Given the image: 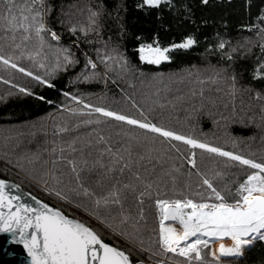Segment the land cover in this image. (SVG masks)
Wrapping results in <instances>:
<instances>
[{"label":"snow or ice","instance_id":"obj_1","mask_svg":"<svg viewBox=\"0 0 264 264\" xmlns=\"http://www.w3.org/2000/svg\"><path fill=\"white\" fill-rule=\"evenodd\" d=\"M208 3L209 0H200L203 6ZM165 7L169 12L181 13L184 19L195 24L192 6L178 5L177 0H137L135 5L144 16H154L157 20L163 19L162 9ZM52 11L48 0H0V33L3 34L0 65L49 88L54 87L51 78L60 70L67 71L80 64L71 47L63 46L61 35L49 26ZM121 11H127L122 4L112 11L104 5H89L86 21L74 19L68 13L62 14L58 20L61 27L76 37L73 46L81 37L86 43L93 44L88 37L101 35V20L105 16L118 22L123 37L125 29ZM81 15H84L83 10ZM257 19L259 24L247 27L249 31L256 28L259 47L264 51V9ZM135 39L138 41L135 51L139 61L149 65L169 61L172 50H189L198 43L191 33L179 43L167 46H161L158 33L150 40L142 35H136ZM246 39L252 42L250 38ZM229 46V41L219 38L207 51L218 52L222 58L231 61L235 49L229 50ZM94 52L95 58L83 54V68L76 81L117 84V78L132 71L120 45H112L111 38L103 41L101 47H94ZM22 60L44 70L43 74L25 68L19 63ZM186 71L193 75L190 70ZM207 71L211 74L200 79L199 70H196L197 83L216 84V91H226L233 101L232 115L219 114L220 119L241 125L255 124L257 110L251 104L248 105L251 114L235 118L237 94L247 93L249 100L259 105L260 123L257 126L264 128V92L238 86L236 74L229 73L227 68L210 65ZM251 75L253 80L264 81V60L257 61ZM3 82L10 83L6 79ZM221 83L224 88L219 87ZM11 88L18 89L21 94H34L28 87L17 84H11ZM7 94L13 93L9 90ZM62 95L65 98L60 105L62 111L87 117L80 123L97 126L95 139L89 136L86 142H82L90 149L87 156L73 140L67 144L69 155L64 154L65 147L59 149V155L55 146L51 149L50 169L42 174L28 171L29 179L42 185L41 190L61 206L50 205L30 193L33 203H28L23 195L9 191L15 189L19 193L18 184L0 179V234L7 237L0 244V252L4 255H12L7 251L9 246L20 245L26 253V264H226L242 259L256 243L264 244V157L257 160L254 154L246 155L243 150H237L242 138L225 133L223 144L213 143L201 138L206 136L204 133L197 136L155 122L150 113L138 107L135 101L132 106L137 108L138 116L111 109L102 103L94 104L83 93L66 91ZM191 95L201 97V109H204L203 87L198 93L193 90ZM38 98L44 99L43 96ZM208 103L214 107L216 102L209 99ZM241 105L244 112L243 100ZM207 114L213 124H219L210 110ZM113 123L131 126V129L139 130V134L125 132L130 135L129 141L116 147L112 137L105 136L103 128L99 127ZM56 130L67 132L68 127H56ZM133 141L136 147L145 149L150 161L167 157L173 162L171 168L162 170L159 176L155 175V167L149 172L140 163L146 157L133 156ZM229 143L231 150L226 147ZM91 149H95V155ZM196 150H200L199 163ZM21 158L29 164L38 159L25 154L13 162L9 152L5 151V171L8 166L26 170L20 163ZM176 160H180L179 165ZM207 162L214 167H208ZM63 204H74L95 219L101 228L65 214ZM105 232L123 241V245L106 242ZM225 240L231 243L226 244Z\"/></svg>","mask_w":264,"mask_h":264},{"label":"trees","instance_id":"obj_2","mask_svg":"<svg viewBox=\"0 0 264 264\" xmlns=\"http://www.w3.org/2000/svg\"><path fill=\"white\" fill-rule=\"evenodd\" d=\"M137 0H48L53 11L48 18L51 28L61 35V44L71 47L72 52L80 60V64L68 68L67 71L60 70L51 78L54 87L39 86L30 77L14 70L6 69L0 65V177L10 179L28 191L53 206H61L52 196L42 191V185L35 180H30L28 171L35 170L37 174H42L52 167L51 160L53 154L51 149L65 147V155H69L67 144L75 140L78 149L83 148L85 156L90 151L85 146L91 136L95 139L96 125H85L80 123L79 115H69L62 111L60 105L65 102L63 92L74 94L83 93L85 98L94 104H103L111 109L126 112L130 115L138 116L137 108L132 106V101L143 108L146 113H150V118L157 123H164L178 131L201 136V133L213 143H224L225 133L230 137L242 138L237 150H243L246 155L254 154L259 160L264 157V128L258 127L260 123L258 116V103L250 101L248 94L238 92L235 100L236 119L244 116L248 112V105L251 104L257 110L256 123L241 125L239 123L225 122L220 119L219 114L231 116V105L233 101L226 91L217 92L218 85L205 82L203 85L197 83L196 70H199V78L206 79L211 73L207 71L209 66L216 68H227L229 73L234 72L237 76L239 85L245 88H252L264 92V81L252 79V70L258 60H264V51L259 47V37L255 35L256 28L248 30V25H257V19L264 9V0H209L207 6L200 4V0H177L178 5L186 3L192 6L194 13L192 19L195 24L183 18L179 12H169L165 7L162 9V20H157L154 16H144L143 13L135 8ZM118 4H122L127 9L121 11L123 37L119 31V24L111 17L105 16L101 20V35H89L88 39L93 44H88L83 37L76 42V37L72 36L67 30L61 27L58 17L64 13L72 14L74 19L86 21V9L89 5H104L108 11H112ZM84 15H81V11ZM115 13L113 12V16ZM67 19V17H65ZM207 21V23H203ZM162 25V27H161ZM159 35L161 46L171 43H179L185 35L193 34L198 43L189 50L176 49L170 52L171 59L164 61L160 65H149L141 63L138 53L135 51L138 41L136 35H142L150 40L154 34ZM219 34V36H217ZM111 38V44H119L120 51L127 57L132 66V71L128 72L123 78H117V84L109 82L83 83L76 81V76L81 72L84 64V53L95 58L94 47H101L103 41ZM219 38L230 42L229 50L232 51L233 59L228 61L222 58L218 52L207 51L210 46H214ZM246 38L251 39V43ZM3 34L0 33V40ZM22 66L33 72L37 69L28 60L19 62ZM54 63V61H50ZM190 70L193 75H189ZM9 80L5 84L4 80ZM11 84L28 87L33 95L21 94L18 89H12ZM203 87L205 97L204 109H201V97H193V90L199 92ZM219 87L224 88L221 83ZM9 90L12 95H8ZM43 96L41 100L38 97ZM209 99L214 100L213 107L208 103ZM241 100L244 101L245 111H241ZM225 105H228L226 108ZM68 106H74L69 104ZM211 111L219 121L218 125L213 124L212 118L208 116ZM227 123V127L225 124ZM68 127L67 132L57 131L56 127ZM103 134L112 137L114 146L119 147L126 144L131 134H139V130L131 129V126H120L115 123L112 125H101ZM55 132V135H54ZM125 132L130 135H125ZM7 145V148L5 147ZM133 156L144 155L146 158L140 163L149 172L155 167V175L162 174V170H168L172 166V161L164 159L147 158L148 153L144 148L136 147L133 141ZM226 147L231 150V144ZM8 151L13 162L17 157L27 154L29 157H38L29 164L27 160L21 158L20 163L24 165V171L8 166L5 171L3 162L4 152ZM95 155V149H91ZM197 152V161H200V150ZM79 154L77 153V156ZM175 155V154H173ZM155 156V153L152 154ZM48 163L45 164L44 162ZM177 165L180 160H176ZM208 167H214L211 162H207ZM143 171V168L141 169ZM188 168L185 166L184 171ZM95 179V175L93 176ZM63 210L67 215L79 218L87 224L98 229L101 225L95 219L87 216L82 210L77 209L74 204H63ZM151 222V218H149ZM105 241L108 243H120L123 241L112 238L110 233L105 232ZM243 259L228 262L226 264H264V244L256 243L254 247L244 253Z\"/></svg>","mask_w":264,"mask_h":264},{"label":"water","instance_id":"obj_3","mask_svg":"<svg viewBox=\"0 0 264 264\" xmlns=\"http://www.w3.org/2000/svg\"><path fill=\"white\" fill-rule=\"evenodd\" d=\"M0 179H4V178H1L0 177ZM6 180H8L10 183H15V184H18L20 186L19 193H17L15 189H9V191H12L13 194L23 195L24 200L26 202L33 203V201L30 199L29 193L32 196H36V195H34L30 191H28L26 188H24L23 186H21L17 182H15L13 180H10V179H6ZM37 198L40 199L39 197H37ZM40 200L43 201V202H45L42 199H40ZM6 239H7V237H6L5 234H0V244H2L3 241L6 240ZM7 251L9 253H12V255H4L3 252H0V264H26L27 257H26V253L23 251L22 246H20V245H11V246L8 247Z\"/></svg>","mask_w":264,"mask_h":264},{"label":"bare ground","instance_id":"obj_4","mask_svg":"<svg viewBox=\"0 0 264 264\" xmlns=\"http://www.w3.org/2000/svg\"><path fill=\"white\" fill-rule=\"evenodd\" d=\"M224 243H226V244H230V243H231V241H229V240H226Z\"/></svg>","mask_w":264,"mask_h":264},{"label":"rangeland","instance_id":"obj_5","mask_svg":"<svg viewBox=\"0 0 264 264\" xmlns=\"http://www.w3.org/2000/svg\"><path fill=\"white\" fill-rule=\"evenodd\" d=\"M169 55H170V53H169ZM225 241H226V240H225ZM225 241H224V242H225ZM217 246H218V245H217ZM244 257H245V255H244ZM244 257H243V258H244ZM243 258H242V259H243ZM236 260H238V259H236ZM234 261H235V260H234ZM226 263H228V262H226Z\"/></svg>","mask_w":264,"mask_h":264}]
</instances>
